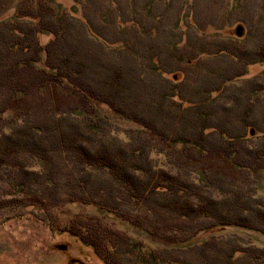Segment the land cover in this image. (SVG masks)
Returning <instances> with one entry per match:
<instances>
[{"label": "rangeland", "instance_id": "374dc122", "mask_svg": "<svg viewBox=\"0 0 264 264\" xmlns=\"http://www.w3.org/2000/svg\"><path fill=\"white\" fill-rule=\"evenodd\" d=\"M41 3H50L48 4L50 7L65 10L70 22L72 16L89 18L93 31L82 22H78L76 30L92 34V37L87 36L84 42L81 41V44L84 43L82 49L91 53L90 56L94 53L106 56V47L103 48L101 36L109 40L132 38L130 46L133 45V49L139 52L143 46L138 44L140 38L144 35L145 28L152 26H155L151 29L152 34L158 39L154 41L156 49H160L161 45L163 48L165 45L174 48L173 42L181 38L177 52L182 54L197 53L199 51L197 48L203 45L202 48L215 53L224 45L231 47L237 54L236 58L223 53L224 56L215 55L209 60L200 58L197 65L201 71L226 70L230 73L247 68L245 76L228 82L226 89L217 95L214 102V106L220 110L228 108L231 104L234 106V99H242L239 108L241 113H244L246 105L253 107L248 114L251 124L245 132L246 141L239 147L240 151L238 149L230 156L221 151L209 153L208 150L202 152L190 149V152L188 150L183 152L181 143L172 142L164 135L171 131L168 130L170 126L160 122L165 126V130L157 127L154 130L145 129L140 122L126 118L108 104L92 102L84 104L82 92H75L74 86H70L67 79L59 83L44 80L45 76L40 70L43 68L47 72L52 70L48 65L46 53L41 62L37 63L38 70L26 73L20 85L4 79L0 72V132L9 131L10 125L16 123V120H19V123L26 120L47 123L52 120L54 123L59 116L64 115L65 110L85 108L84 112L89 111L87 113L93 120L108 125L113 130L116 129L113 131L116 134L142 133V137L149 144L155 145L157 151L163 150L164 153H168L174 164L203 174L206 172L205 176L210 175L209 177L215 179L221 176L223 181L230 180L235 186H239L244 195L264 200V153L254 156V151L264 141V60L249 66L246 64L244 67L253 47L259 46V39L264 36V0H0V20H9L19 12L33 13L35 8L32 5L37 6ZM146 12H150L151 15H145ZM143 13L144 17L141 19ZM20 20L23 21L22 18ZM118 25H121V29ZM255 25L259 26L256 31ZM125 27L131 28V31H123ZM184 32H187L186 35ZM51 36L50 33L43 32L42 42H48ZM243 40L246 41L242 43ZM144 45L146 46L145 43ZM166 52L165 49L164 59L166 54H169ZM121 55L123 57L120 58L125 61L127 67L133 69V78L140 80L143 86L140 89L137 81L133 83L132 92L141 94L139 102L141 99L150 100L147 95L153 93L151 91L153 88L155 94H159L167 89L168 84L173 82L175 84L173 73L163 72L162 61H159L161 66L159 71L152 73L154 76L150 77L152 80L156 79L152 88L146 81L148 77L140 71L142 66L136 64L135 58L125 53ZM195 60L192 59L193 63ZM196 62L197 60L194 64ZM172 64L179 76L177 85L180 93L185 99L190 97L193 99L196 97L197 88L200 89L204 84L197 80L198 75L202 78L203 74L197 68H192L193 65L186 63V60L183 62L175 60ZM101 74H104V70ZM157 96L156 99L165 102L164 98ZM80 99L84 100L83 103ZM170 101L172 99L166 100L168 103ZM135 105L132 102L128 107ZM232 111L235 112L233 107ZM219 114L222 115L220 111ZM230 114L235 116L234 113ZM211 121L219 124L218 127L235 123L232 118ZM237 129L238 126L234 127V131ZM125 133L122 135L123 138H127ZM212 139L217 142V135L213 134ZM222 144L221 140L216 143V150L225 149L222 148ZM164 153L154 158L162 160ZM66 156L57 155L52 160V165L56 168L55 182L58 184L53 193H50L49 189L43 190L44 186L39 183L36 186L33 184L29 186L27 180L23 182L22 176L15 171L16 167L5 164L0 166V264H106L92 246L62 230L76 218L101 219L108 228L149 244L154 251L164 248L176 252L199 240L204 241L215 235L220 237V233L239 239L244 246L256 241V244L264 246L263 229L216 225L209 230L202 229L194 236L196 230L203 228L202 224L208 221L207 217H177L163 212L154 204L140 207L134 200L128 199L126 191L118 186L108 170L95 168L94 162L86 160L77 163ZM34 159L36 158H31L26 163L38 164L48 170L46 160ZM32 168H35V165ZM111 184L116 186L118 191L112 190ZM108 193H110L108 197L119 199L116 208L103 202ZM206 195L207 192L196 190L190 194L193 200ZM26 203L29 204L24 206Z\"/></svg>", "mask_w": 264, "mask_h": 264}, {"label": "trees", "instance_id": "16d2710c", "mask_svg": "<svg viewBox=\"0 0 264 264\" xmlns=\"http://www.w3.org/2000/svg\"><path fill=\"white\" fill-rule=\"evenodd\" d=\"M48 4L50 3H41L37 6L34 4L33 13L19 12L16 13V17L11 16L9 20H0V72L4 79L20 85L26 73H34L38 70L37 63L41 62L46 53L48 65L52 70L48 72L44 68L40 70L45 76L44 80L59 83L67 79L68 84L74 86L75 92H82L81 98L85 101L80 99L81 103L84 101V104L89 102L108 104L126 118L140 122L145 129L154 130L157 127L165 130V126L161 123L170 126L168 130L171 131L164 135H167L172 142L181 143L183 152L187 150L190 152V149L202 152L208 150L209 153L221 151L230 156L246 141L245 132L251 124L248 114L253 107L246 105L243 109L244 113H241L239 108L242 99H234L236 106L231 104L227 106L228 108L220 110L214 106V102L217 95L226 89L228 82L245 76L247 68L230 73L226 70L201 71L197 65L200 58L209 60L215 55L221 57L227 54L236 58L237 54L231 47L224 45L215 53L202 48L203 45L197 48L199 50L197 53L182 54L177 52L181 38L173 42L174 48L166 45L163 48L161 45L160 49H156L154 41L158 39L152 34L151 29L155 27L152 26L145 28L144 35L138 43L143 45L139 52L133 49V45L130 46L132 38L109 40L101 36L103 48L106 47V56L96 53L90 56L91 53L82 49L84 43L81 44V41L84 42L87 36L92 37V34L80 33L76 30L79 26L78 22H82L93 31L89 18L72 16L73 24L68 20L66 15L68 13H65V10H57L58 8L50 7ZM136 9L139 10L137 6ZM121 11L120 8L119 12ZM147 14L149 15L150 12L145 13ZM142 17L144 13L140 18ZM118 27L121 29V25ZM125 28L123 31H131V28ZM256 29H259L258 25L255 31ZM43 32L52 35L46 43L42 42ZM186 33L184 32V35ZM245 41L243 40L242 43ZM259 43V46L253 47L244 67L246 64L249 66L264 60V36L259 39ZM165 49L169 53L166 54V59L163 57ZM122 53L132 55L136 64L142 66L140 71L148 77L146 81L152 88L156 79L152 80L150 77L152 73L159 71L161 66L163 72L173 73L175 84L174 82L168 84L167 89L159 94H155L153 88L151 91L154 94L147 95L150 100L141 99L140 104L138 99L141 94L132 92L133 83L135 84L137 80L132 76L133 69L127 67L125 61L121 60ZM193 58L197 60L196 64H194L196 60L193 63ZM175 60L178 62L186 60V63L193 65L192 68H197L203 74L202 78L198 75L197 80H201L200 83L204 84L200 89L197 88L196 97L193 99L191 97L185 99L180 93L177 85L179 76L172 64ZM159 61H162L161 66ZM134 69L138 70V68ZM102 70L104 74H101ZM140 82L137 81V85L141 86ZM157 95L164 98L165 102L156 99ZM170 99L172 101L166 102ZM132 102L136 105L128 107ZM232 107L235 112L232 111ZM84 111L85 108L80 107L71 111L65 110L64 115L55 118L54 123L52 120L47 123L34 120L19 123V120H16V123L10 125L9 131L0 132V166L5 164L16 167L15 171L22 176L23 182L27 180L29 186L32 184L36 186L39 183L44 186L43 190L49 189L50 193H53L58 184L55 182L56 168L52 165V160L57 155L65 154L77 163L87 160L99 164L94 166L99 170H108L118 186L126 191L128 199L134 200L140 207L154 204L163 212L177 217H207L208 221L202 224L203 228L196 230L194 236H197V232H201L202 229L209 230L216 225L264 230L263 199L244 195L239 190V186H235L230 180L223 181L221 176L215 179L209 177L210 175L205 176L206 172L203 174L194 169L182 168L171 162L168 153H164L163 150L157 151L155 145L149 144L142 137V133L134 135L124 132L127 138H123V132L122 135L121 132L116 134L113 132L116 129L113 130L108 125L96 122L97 120H93V117L88 115L89 111ZM230 113H234L235 116H231ZM230 118L235 120V123L232 121L233 123L223 125L224 127H218L219 124L211 121ZM236 126L239 129L234 131ZM252 130L253 128L250 132ZM213 134L217 135V142L213 141ZM220 140L223 143L222 148L226 150H216L215 144ZM259 146L254 151V156L264 153V141ZM162 153H164L162 160L154 158L160 157ZM31 158L46 160V164L49 165L48 170L38 164L26 163ZM33 165L35 168H32ZM86 179L89 180L88 177ZM41 189L42 187L40 191ZM111 189L118 191L112 184ZM195 190L207 192L206 197H197L193 200L190 194ZM108 196L110 193L103 202L116 208L119 199ZM154 201L155 203H152ZM62 230L92 246L106 264H264L263 245L256 244V241L251 244L244 243L247 245L244 246L239 239L223 233H220V237L215 235L204 241L199 240L195 244L182 249L177 248L179 250L172 252L164 248L154 251L149 244L108 228L101 219L94 217L76 218Z\"/></svg>", "mask_w": 264, "mask_h": 264}]
</instances>
